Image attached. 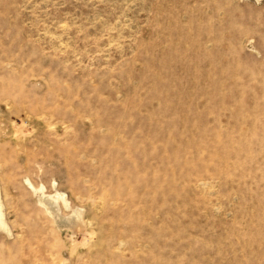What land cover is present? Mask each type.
Segmentation results:
<instances>
[{"label": "rangeland", "instance_id": "rangeland-1", "mask_svg": "<svg viewBox=\"0 0 264 264\" xmlns=\"http://www.w3.org/2000/svg\"><path fill=\"white\" fill-rule=\"evenodd\" d=\"M0 264H264V0H0Z\"/></svg>", "mask_w": 264, "mask_h": 264}, {"label": "bare ground", "instance_id": "bare-ground-1", "mask_svg": "<svg viewBox=\"0 0 264 264\" xmlns=\"http://www.w3.org/2000/svg\"><path fill=\"white\" fill-rule=\"evenodd\" d=\"M1 209V206H0ZM0 228L8 230L7 227L4 225V223L0 220Z\"/></svg>", "mask_w": 264, "mask_h": 264}]
</instances>
